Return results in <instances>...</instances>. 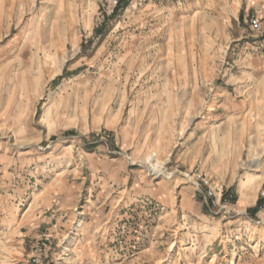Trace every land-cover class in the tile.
I'll list each match as a JSON object with an SVG mask.
<instances>
[{
  "label": "rangeland",
  "instance_id": "1",
  "mask_svg": "<svg viewBox=\"0 0 264 264\" xmlns=\"http://www.w3.org/2000/svg\"><path fill=\"white\" fill-rule=\"evenodd\" d=\"M120 1L0 0V264H264V0Z\"/></svg>",
  "mask_w": 264,
  "mask_h": 264
},
{
  "label": "built area",
  "instance_id": "2",
  "mask_svg": "<svg viewBox=\"0 0 264 264\" xmlns=\"http://www.w3.org/2000/svg\"><path fill=\"white\" fill-rule=\"evenodd\" d=\"M206 188L205 197L213 200V203L219 205L222 200V185L217 182H210L207 180L203 181ZM264 196V193H263Z\"/></svg>",
  "mask_w": 264,
  "mask_h": 264
},
{
  "label": "trees",
  "instance_id": "3",
  "mask_svg": "<svg viewBox=\"0 0 264 264\" xmlns=\"http://www.w3.org/2000/svg\"><path fill=\"white\" fill-rule=\"evenodd\" d=\"M124 1L125 0H121L120 3H118V6L116 7V9L121 8L123 5H120V4L123 3ZM257 204H258V206H260L262 204V200H259Z\"/></svg>",
  "mask_w": 264,
  "mask_h": 264
},
{
  "label": "bare ground",
  "instance_id": "4",
  "mask_svg": "<svg viewBox=\"0 0 264 264\" xmlns=\"http://www.w3.org/2000/svg\"><path fill=\"white\" fill-rule=\"evenodd\" d=\"M59 260V259H58Z\"/></svg>",
  "mask_w": 264,
  "mask_h": 264
}]
</instances>
